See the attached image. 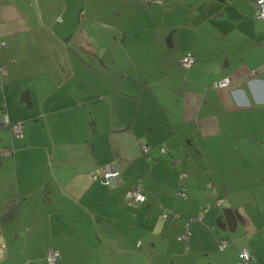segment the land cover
<instances>
[{"label": "crops", "instance_id": "crops-1", "mask_svg": "<svg viewBox=\"0 0 264 264\" xmlns=\"http://www.w3.org/2000/svg\"><path fill=\"white\" fill-rule=\"evenodd\" d=\"M256 12L255 0H0V264H48L50 247L54 264H237L242 249L264 264ZM108 161L114 185L91 176ZM138 183L145 199L126 204Z\"/></svg>", "mask_w": 264, "mask_h": 264}, {"label": "built area", "instance_id": "built-area-1", "mask_svg": "<svg viewBox=\"0 0 264 264\" xmlns=\"http://www.w3.org/2000/svg\"><path fill=\"white\" fill-rule=\"evenodd\" d=\"M148 3H161L164 2L165 0H144ZM255 5L257 7V12L256 15L258 17H264V0H255ZM57 18H60V15H57ZM4 41L0 40V47L4 45ZM180 62L184 66H191L194 62V56L190 51H187L184 53V55L181 56ZM6 71L5 67L3 65H0V74H3ZM230 83V79L228 76L222 77L214 82L215 86L218 87H226ZM1 121L10 128L11 132L15 136H21L22 135V126L23 123L22 121H12L8 118L6 112H2L1 115ZM147 145L143 144L142 145V150L146 151L147 150ZM162 150L164 147L161 148ZM4 155H8L11 153V148L9 147H3L0 151ZM119 173L118 168L116 167V164L114 161H108L101 165L97 171L92 173V177L95 179H101L104 182H106L109 185H114L116 183V176ZM184 194V193H182ZM145 199V194L142 190V186L140 183L136 184L133 187H129L126 189L124 193V200L126 204H134L137 201H143ZM162 217H166L167 213H162ZM198 217L201 218L202 215L198 214ZM187 224V222H185ZM189 235V230L185 227L183 228L177 235V239L179 240H185L187 236ZM226 241L221 240L219 242V248L222 249L225 245ZM59 255V252L56 248L50 247L46 253H45V258L48 264H54L57 260V257ZM252 256L250 255L249 251L247 249H242L241 250V255L240 258L237 262V264H246Z\"/></svg>", "mask_w": 264, "mask_h": 264}]
</instances>
